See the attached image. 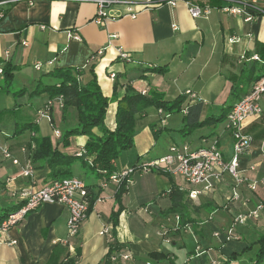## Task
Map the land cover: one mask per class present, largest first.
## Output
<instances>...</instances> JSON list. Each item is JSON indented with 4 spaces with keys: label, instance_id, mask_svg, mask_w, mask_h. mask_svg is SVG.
<instances>
[{
    "label": "crops",
    "instance_id": "1",
    "mask_svg": "<svg viewBox=\"0 0 264 264\" xmlns=\"http://www.w3.org/2000/svg\"><path fill=\"white\" fill-rule=\"evenodd\" d=\"M192 1L208 3L212 9L205 16L192 18L186 1L176 0L174 5L162 3L146 7L134 18L120 15L98 25L94 21L97 6L93 0H0V67L3 62L16 65L13 81H17V89L26 90L22 97L13 99L10 106L0 105V110H9L1 116L0 128L13 134L10 129L15 126L36 123V136H50L55 141L49 122L45 119L36 122L37 110L48 96L29 98L28 92L35 87L41 73L59 67L84 68L92 61L101 91L108 98L112 96L115 80L118 96L123 94L128 82L137 88L160 91L168 100L190 90L196 94V100L202 101L201 119L204 109L205 117L216 116L215 111H228L238 100L231 87L239 81L240 73L254 64L250 57L259 56L264 50V16L244 21L241 16L220 11L218 5H222L223 0ZM257 4L264 7V0H257ZM124 9L120 5L111 6L107 13L117 16ZM120 51L127 53L130 61L120 60ZM36 64H40L41 70L35 68ZM160 67L166 71H151ZM140 71H144L143 77L133 80ZM111 72L115 74L113 80L109 77ZM116 106V102H110L105 116V124L111 130L115 127ZM51 115L54 128L60 132L76 121L74 108L61 118L60 109L54 105ZM154 121L144 123L150 125ZM170 121L172 124L167 122L166 130L178 131L184 124L182 117L179 121ZM157 128L145 125L138 131L133 147L116 159L117 171L167 151V146L174 141L163 146V154L157 151L153 158L146 156L156 147L153 131ZM242 129L253 141L250 150L240 158L239 168L249 181L257 182L255 190L241 184L237 187L238 199L228 200L235 185L226 175L210 192L191 199L188 191L198 187L188 186L179 176L150 171L132 175L118 202L114 196L116 186L109 182L102 187L101 179L93 180L91 174L89 183L84 182L89 186L90 195L103 200L93 203L76 236H67L66 208L58 203H43L8 230L0 231V264H58L76 258L77 251L76 264H101L113 239L123 244L122 251L129 254L128 260H120L121 264L146 261L170 264L173 254L165 247L166 243L186 246V239H189V249L184 264L225 261L230 254L240 252L264 234L263 209L257 218L235 224L237 240L224 242L221 237L213 236L214 231L228 228L237 214L248 212L259 201L264 204V120L261 116L248 117ZM28 135L29 131H25L10 139L21 160L24 156L16 149L28 140ZM203 138H217L224 160L230 158L232 140L223 125L201 140ZM85 140L84 135L76 136L73 150L82 148ZM33 165L34 177L27 179L18 166L0 156V202L5 201V194L14 190L38 189L57 178L46 164L39 166L34 162ZM81 166L79 160L74 162L69 167L70 177L81 178ZM172 186L184 193L183 213L187 222L184 225H176L175 214H166ZM119 205L121 211L115 235L109 239L100 231L108 228L112 234L111 213ZM3 206L4 203L0 204ZM185 226L190 227V231ZM196 246L200 248L198 254ZM152 252H162L165 258L155 261L149 256ZM255 252L256 246L229 264H254Z\"/></svg>",
    "mask_w": 264,
    "mask_h": 264
},
{
    "label": "trees",
    "instance_id": "2",
    "mask_svg": "<svg viewBox=\"0 0 264 264\" xmlns=\"http://www.w3.org/2000/svg\"><path fill=\"white\" fill-rule=\"evenodd\" d=\"M200 4L204 5L208 3ZM258 58L259 60H253L254 64L240 73L239 81L231 87V92L237 99L244 96L250 90L252 83L264 74V50L259 54ZM122 61H130L129 55L128 58H124ZM94 68V61L84 68L70 66L54 68L48 72L41 73L35 87L28 92L29 98H37L46 94L48 99L61 95L63 98L62 107L60 108L61 118L65 117L70 108H74L75 111V123L72 126L64 127L60 132V136L55 137V141L50 136H34L32 138L34 142V149L30 152L32 162H38L39 166L46 164L53 176L57 177L56 179L70 177L69 167L79 160L82 166L88 167L95 178L101 179V181L107 180L109 175L117 171L116 159L121 153L130 150L134 145V136L139 131L136 121L142 119L146 114V110L151 107L157 111L161 110L158 113L159 118L150 124L152 129L156 126L158 127L156 131H153L154 137L158 135L157 131L166 130V126H164L166 121L164 123L161 122L166 114H182L184 124L178 131L181 135H185L206 123H222L231 107L229 106L228 111H222L216 116L210 115L201 119L202 101L196 100V98L189 99L184 92L174 99L168 100L160 91L149 89L145 93H141L132 82H128L125 84L123 94L118 96L116 92L117 82L115 80L112 96L108 98L101 91ZM16 69H18L16 65L10 62H3L0 73V91L11 95L14 99L22 97L26 91L23 88L14 90L11 87ZM38 70H41V66ZM151 71L161 73L165 72L166 68H152ZM143 72L140 71L132 79H141ZM239 85L242 86L239 87ZM110 102H116L117 105L115 127L112 130L105 124V116ZM52 109L49 114L51 126L54 128L55 124L51 115ZM7 111L9 110H0V118ZM36 125V123L20 124L15 126L13 134H9L1 128L0 132L4 133L7 139H11L23 134L25 131L35 133ZM78 135L86 136V140L82 148L73 150V140ZM173 144L178 145L176 142H173L169 146ZM79 151H81V155H76ZM155 172L170 176L162 172ZM86 186L90 196L89 213L97 196L90 195L89 186ZM125 191L126 184L125 179H123L116 186L114 194L118 202ZM169 198L171 203L170 207L166 210V214L173 213L179 215L180 223L184 225L187 223L184 220L185 215L183 213L185 208L184 193L172 186L169 191ZM23 205L24 201L17 200L12 205L0 207V210L3 211L0 215V224L10 213L18 211ZM31 211L33 210L27 211L24 217ZM120 211L121 205L111 213L113 227L111 237L115 235V227L118 223ZM255 246L254 264H264V234L258 236L255 241L248 244L247 247L242 248L240 252L230 254L225 261L218 264H229L231 260L237 259L239 255ZM123 247V244L118 243L115 239L111 240L108 252L101 264H121L119 258L115 260L111 258L114 255H118ZM77 256H79V251L76 252V258H68L66 261L58 264H76ZM149 256L155 261L156 259L165 258L162 252H152Z\"/></svg>",
    "mask_w": 264,
    "mask_h": 264
},
{
    "label": "built area",
    "instance_id": "3",
    "mask_svg": "<svg viewBox=\"0 0 264 264\" xmlns=\"http://www.w3.org/2000/svg\"><path fill=\"white\" fill-rule=\"evenodd\" d=\"M97 6L94 21L98 25H103L107 19H114L116 17L129 16L134 18L136 14L150 6H158L162 3L174 5L176 0H93ZM187 10L192 18H197L207 15L212 6L208 4H200L192 0H185ZM222 5L218 9L228 15L241 16L244 21H251L256 16H264V7L257 4V0H223ZM124 6L125 9L122 14L117 16L109 15L107 10L111 6ZM175 28V25H173ZM100 53V51L98 52ZM120 60L128 58L127 53L119 52ZM243 58V56H241ZM252 60H259L257 55L250 57ZM36 69L40 68V64L35 65ZM1 73V67H0ZM115 74L110 73L109 77L113 80ZM141 93L146 92V88H138ZM184 94L193 99L196 94L190 90H185ZM62 96L58 95L53 98H48L38 108V119H45L50 122V111L57 105L62 107ZM161 110H158L160 113ZM261 116L264 120V74L256 79L250 90L237 101H235L229 111L227 112L223 121V130L227 132L232 140V154L228 160H224L221 151L217 147V138L207 140L203 138L202 144L194 149H190L187 144L181 147L178 145L169 146L168 150L161 156L147 160L138 161L134 165L122 168L111 175L108 179L102 181L101 186L105 187L107 184L113 183L115 186L125 179L126 186L132 181V175H142L147 172L158 171L165 174L179 176L181 179L192 188L188 191V197L191 199L196 198L200 193L210 192L216 183L221 182L227 175L235 185L232 189L230 199H238L239 194L237 187L241 184H246L247 189L253 191L256 189L257 182L249 181L244 171L239 168L240 158L246 154L251 147L253 138L251 135L243 132V124L248 117ZM165 122V117L161 121ZM54 137L60 136V131L53 128ZM2 133V132H1ZM34 132H29L28 140L22 142L17 151L23 154V160L16 154L14 148L10 144V138H6L4 133L0 137V156L10 162L14 166L20 168V173L27 179L34 177V165L30 158V152L34 149ZM76 155H81V151ZM11 195L17 198L18 201H24V205L16 212L10 213L6 219L0 224V231L8 230L12 225H15L21 220L25 213L29 210H34L43 203H58L63 205L67 210V236L74 237L78 234L81 224L87 218L90 196L85 182L79 177H65L55 179L50 183L38 189L29 190H14ZM103 198L97 196L94 202H100ZM264 209L262 202H257L256 205L248 212L237 214L234 216L232 224L223 229L222 231L216 230L213 236L222 238L224 242L237 240L238 235L235 232V224H242L247 219H255ZM175 223L180 224L179 215H175ZM170 220V218H167ZM190 231V227L185 226ZM111 238L108 228L100 231ZM14 243V241H13ZM199 247H195V252L198 254ZM119 258L120 260H128L129 254L126 251H121L118 255L112 256V260ZM144 264H157L152 261H146ZM215 264V263H214Z\"/></svg>",
    "mask_w": 264,
    "mask_h": 264
},
{
    "label": "rangeland",
    "instance_id": "4",
    "mask_svg": "<svg viewBox=\"0 0 264 264\" xmlns=\"http://www.w3.org/2000/svg\"><path fill=\"white\" fill-rule=\"evenodd\" d=\"M17 81H13L11 84V87L15 90L18 88V86H16ZM6 100H5V99ZM0 105L2 107L4 106H10L13 103V97L11 95H6L3 92H0ZM58 107V106H57ZM59 108V107H58ZM60 109V108H59ZM53 110V109H52ZM207 111H205L204 109V117L202 119L205 118V114ZM216 115L221 113L220 111H215L214 112ZM155 114L157 117H155ZM165 121L166 123L169 122V124H172V122L170 121L171 119L177 120L179 121L180 118L182 117L181 113H175V114H166L164 115ZM159 118V114L158 111L151 107L149 108L147 115L145 118L141 119V123H139V121H136V126L137 129L140 131V129H142V127H144L145 125L149 126V123L145 124V122L147 121H156ZM154 121V122H155ZM165 123L164 126H167ZM49 124L51 125V122H49ZM223 125L222 123H216V122H212V123H206L196 129H194L191 133L185 134V135H181L179 131H175V130H164L162 129V131H160V133L158 134V136H156L154 138V141L156 142V147L154 150H152L151 152H148L146 154L147 158H153L155 155V153L157 151H159V154H163L165 151L163 149V146H167L168 143L172 142L174 140V142H176V144H178L179 147H181L183 144H187L188 147L190 149H194L200 146V144H202V139L201 138L203 136H207L210 135L212 132L217 131L220 126ZM171 127V125H170ZM180 127V126H179ZM10 129V128H9ZM13 130L10 129V132L14 131V128H12ZM57 129V128H56ZM36 136V133H34ZM0 137H2V133L0 132ZM24 137V135H23ZM213 138H210V140ZM209 140V139H207ZM169 148V145L167 146ZM167 148V150H168ZM161 156V155H160ZM159 157V156H158ZM7 162V160H4ZM79 169L82 171L81 173V179H83V181H85L86 183H89L90 181V177H91V173L90 170L88 168H86L85 166H81L79 167ZM84 173V174H83ZM96 178L93 177V180H95ZM2 192L4 190H1ZM17 200V198H15L14 196L10 194H5V201L4 202H0V204L4 203L5 206H9L12 205L15 201ZM3 211L0 210V215ZM165 247H167V249L173 254V257L170 260V264H184L186 257L188 255V249H189V239H186V246H179V245H172L171 243H166Z\"/></svg>",
    "mask_w": 264,
    "mask_h": 264
}]
</instances>
